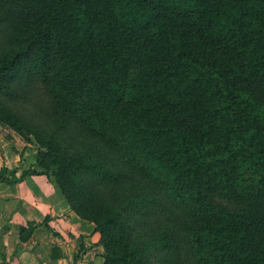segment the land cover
Here are the masks:
<instances>
[{
    "label": "trees",
    "instance_id": "1",
    "mask_svg": "<svg viewBox=\"0 0 264 264\" xmlns=\"http://www.w3.org/2000/svg\"><path fill=\"white\" fill-rule=\"evenodd\" d=\"M0 125L102 264H264V0H0Z\"/></svg>",
    "mask_w": 264,
    "mask_h": 264
},
{
    "label": "crops",
    "instance_id": "2",
    "mask_svg": "<svg viewBox=\"0 0 264 264\" xmlns=\"http://www.w3.org/2000/svg\"><path fill=\"white\" fill-rule=\"evenodd\" d=\"M10 135L14 137L13 132ZM17 148L10 137L0 136V170H7L4 178L8 180L0 181V264H90L92 259H85L88 250L76 251L77 240L87 244L93 233L97 243L99 235L71 211L50 178H21L34 161ZM12 178L17 181L12 183ZM28 222L46 224L36 230L32 242L23 244L19 231Z\"/></svg>",
    "mask_w": 264,
    "mask_h": 264
},
{
    "label": "rangeland",
    "instance_id": "3",
    "mask_svg": "<svg viewBox=\"0 0 264 264\" xmlns=\"http://www.w3.org/2000/svg\"><path fill=\"white\" fill-rule=\"evenodd\" d=\"M12 132L8 128L0 125V136L2 138L6 137V136L10 137L12 144L18 145V148H17L18 151H22V152L26 151L27 153L31 154V156H32L31 162L34 161L32 167H34L35 159L37 156L36 144L34 142H32L31 144L26 143L20 136H18L14 132H13V135H14V137H13L10 135V134H12ZM92 234L88 237L89 242H87V244H85L84 242L78 241L81 239L77 240L76 251L77 250L79 251L80 247H82L85 250L89 251V252H87V253H89V256H87L85 259L88 260L89 258H91L92 262L90 264H102V261H103V259H102V247L99 248L98 241H97V243H95L97 238H94ZM92 237H93V239H92ZM74 249H75V247H74Z\"/></svg>",
    "mask_w": 264,
    "mask_h": 264
}]
</instances>
